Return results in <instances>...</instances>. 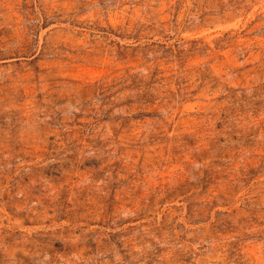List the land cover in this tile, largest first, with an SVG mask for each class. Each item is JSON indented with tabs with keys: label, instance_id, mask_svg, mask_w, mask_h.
Returning <instances> with one entry per match:
<instances>
[{
	"label": "rangeland",
	"instance_id": "rangeland-1",
	"mask_svg": "<svg viewBox=\"0 0 264 264\" xmlns=\"http://www.w3.org/2000/svg\"><path fill=\"white\" fill-rule=\"evenodd\" d=\"M0 264H264V0H0Z\"/></svg>",
	"mask_w": 264,
	"mask_h": 264
}]
</instances>
